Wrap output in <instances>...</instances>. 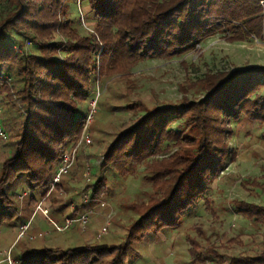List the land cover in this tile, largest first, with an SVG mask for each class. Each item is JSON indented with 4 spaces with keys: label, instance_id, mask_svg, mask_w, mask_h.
<instances>
[{
    "label": "trees",
    "instance_id": "obj_1",
    "mask_svg": "<svg viewBox=\"0 0 264 264\" xmlns=\"http://www.w3.org/2000/svg\"><path fill=\"white\" fill-rule=\"evenodd\" d=\"M84 1L82 14L76 0H0V230L17 229L19 235L28 223L31 216L19 215L24 193L34 204L32 213L40 197L55 190L59 196L67 193L62 176L53 186L49 183L63 155L79 142L95 92H100L97 110L103 105L118 109L107 100L109 79L127 76L148 60L183 57L218 33L230 42L264 40L260 0H78ZM85 15L95 32L82 29L79 19ZM196 83L201 98L184 93L178 104L145 110L141 120L115 134L103 154L95 156L98 169L82 188L89 202L76 205L77 214L90 211L87 207L105 195L110 179L126 177L139 166L153 190L146 203L135 206L138 219L123 242L71 249L47 248L41 241L33 246L43 238L30 234L36 213L8 248L13 264H131L137 254L133 245L143 237L171 231L200 201L209 209L210 184L235 157L229 124L243 120L264 134V66L208 71ZM85 148L79 144L68 172L85 164ZM159 152L164 156L154 160ZM66 200L75 203L72 196ZM231 204L245 219L264 224V205ZM23 239L20 253L13 254ZM192 240L187 264H264V249L228 254L222 243L203 246ZM0 253V264H8L6 252Z\"/></svg>",
    "mask_w": 264,
    "mask_h": 264
},
{
    "label": "rangeland",
    "instance_id": "obj_2",
    "mask_svg": "<svg viewBox=\"0 0 264 264\" xmlns=\"http://www.w3.org/2000/svg\"><path fill=\"white\" fill-rule=\"evenodd\" d=\"M77 4L84 14L83 9L87 11L86 2L76 0V7ZM79 20L83 30L95 32L96 25L88 21L86 15ZM262 46L264 40L261 38L252 37L241 43L230 42L228 35L218 33L207 38L201 45H196L183 57L168 61L148 60L137 65L127 76L109 79L106 88H111L107 100L118 109L103 105L96 110L92 122L94 126L85 134L90 140L85 152L82 150L85 164L77 165L76 171L73 168L61 177L63 187L69 188L67 193L59 196L55 190L48 198L40 197L43 209L48 211L51 221L63 224L64 218L76 213L74 208L82 201V188L89 184L84 177L86 169L89 166L90 179L93 180L92 175L98 169L95 156L103 154L115 134L141 120L145 110L178 104L184 93L190 99L201 98V86L196 81L208 71H234L264 66ZM229 125L232 133L228 143L235 157L228 162L221 177L210 184L206 195L209 209H205L206 205L200 201L184 214L180 224L171 231L143 237L142 241L133 245L137 254L131 264H187L189 242L192 239L203 246L211 242L216 245L222 243L225 245L222 251L228 254H252L264 249V224L245 219L234 211L231 204L233 200H241L264 205V134L261 128L251 127L243 120L232 121ZM164 154L156 153L153 158L158 160ZM88 156H92L93 161H87ZM143 170L139 166L126 177L110 179L105 195L100 198L105 205L93 204L87 207V211L90 209L89 220L84 228L76 223L64 232H56L49 220L36 215L32 222L34 231L30 234H41L43 238L31 244L39 246L41 241L47 248L61 249L120 244L127 228L138 219L135 206L146 203L153 193L145 178L147 173ZM44 189L39 190L38 194ZM69 196L75 198V203H66ZM18 201L19 215L29 218L34 204H29L28 196ZM55 209L59 210L55 212ZM105 223L108 224V232L98 240V230ZM16 235L17 229L0 230V252L9 251L8 248L15 244ZM24 243L26 239L14 247L13 254H19Z\"/></svg>",
    "mask_w": 264,
    "mask_h": 264
},
{
    "label": "built area",
    "instance_id": "obj_3",
    "mask_svg": "<svg viewBox=\"0 0 264 264\" xmlns=\"http://www.w3.org/2000/svg\"><path fill=\"white\" fill-rule=\"evenodd\" d=\"M259 6L261 9V14L264 16V0H260L259 1ZM82 19V17H81ZM100 94L99 91L95 92V96L93 99L90 100L89 102V109H88V114L85 118L84 121V126H83V133L82 136L79 140V142L77 143V145L75 146V148L71 149L70 151L66 152L61 160V163L59 164V166L56 169V173L52 179V181L50 182V186H53L54 184H56L59 179L60 176L66 174L68 172V170L72 167V165L75 162L76 159V149L79 146L80 143H84L85 146H87L90 142L89 138L85 135L86 133H84V131H86V129L88 128V126L93 122L94 117H95V113L97 110V105H96V99L98 97V95ZM0 136L4 137L3 133L1 132L0 129ZM87 172L84 174V177L86 178V181H89V176H90V170L89 167H87ZM23 196H26V194L24 193ZM82 201L83 203H88L89 202V196L88 194H84L82 196ZM96 205L99 206H104V202H101L100 200H97L95 202ZM38 213L40 215L43 216V218L49 220L53 227L58 231V232H63L66 229L75 226L76 223H80L82 225V228L85 227V225L88 224V220H89V212L88 213H84V214H74L72 217H67L64 220L63 224H57V222H53L51 221V219L49 218L48 215V211L46 209H43L42 206V201H39V203H37V205L34 208V211L28 221V223L24 224L23 226L20 227V231H19V235L18 237L22 236L25 231L29 228V223L31 222V219L34 217V215ZM108 228V224H104L100 227V229L98 230L97 233V238L102 237L104 234H106L108 232L107 230ZM1 254V253H0ZM5 255V261L8 264H13V260L10 258L9 252L4 253Z\"/></svg>",
    "mask_w": 264,
    "mask_h": 264
},
{
    "label": "crops",
    "instance_id": "obj_4",
    "mask_svg": "<svg viewBox=\"0 0 264 264\" xmlns=\"http://www.w3.org/2000/svg\"><path fill=\"white\" fill-rule=\"evenodd\" d=\"M243 42H245V41H243ZM241 43V42H240ZM262 49H264V46H262ZM262 61L264 62V55H263V57H262ZM262 65H264V64H262ZM249 203V202H248ZM250 203H252V202H250ZM160 235H162V234H160Z\"/></svg>",
    "mask_w": 264,
    "mask_h": 264
}]
</instances>
